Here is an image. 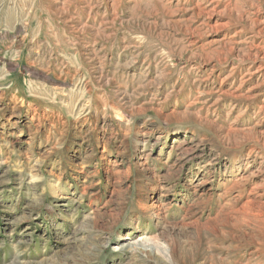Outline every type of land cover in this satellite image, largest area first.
<instances>
[{"label": "rangeland", "instance_id": "1", "mask_svg": "<svg viewBox=\"0 0 264 264\" xmlns=\"http://www.w3.org/2000/svg\"><path fill=\"white\" fill-rule=\"evenodd\" d=\"M0 264H264V0H0Z\"/></svg>", "mask_w": 264, "mask_h": 264}, {"label": "bare ground", "instance_id": "2", "mask_svg": "<svg viewBox=\"0 0 264 264\" xmlns=\"http://www.w3.org/2000/svg\"><path fill=\"white\" fill-rule=\"evenodd\" d=\"M135 247V246H134Z\"/></svg>", "mask_w": 264, "mask_h": 264}]
</instances>
